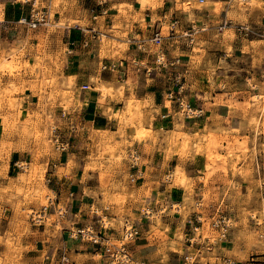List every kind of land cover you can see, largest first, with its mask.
<instances>
[{"label":"crops","instance_id":"0c3cea01","mask_svg":"<svg viewBox=\"0 0 264 264\" xmlns=\"http://www.w3.org/2000/svg\"><path fill=\"white\" fill-rule=\"evenodd\" d=\"M44 1L47 2L45 7L52 14L53 0ZM85 1L63 0L55 17V22L60 23L64 19L80 20L79 13L82 12ZM104 1L105 6L101 7L98 19L105 17L103 27L112 31L116 22L114 18L119 16V11L115 7L116 2ZM127 1L132 3L133 8V12L128 18L129 24L123 29L114 31V34L107 35L110 40L125 46L120 50L118 57H107L101 60L100 51L97 45L93 44L94 42L87 49L81 47L84 38L88 37V35H83L82 31L89 28L100 33L101 24L99 20L95 23L92 22V26L87 28L77 24H67L63 27L59 25L57 30L60 38L52 42L49 40L45 42V55L49 48L53 51V63L50 72L51 76L56 78L55 87L57 91L67 92L70 81L77 87L76 92L72 96L70 95L72 105L69 115L73 123L64 121V130H66L71 144L70 149L67 154H64L61 162H54L52 158L49 159L48 175L52 178V190L58 196L56 205L59 206L62 200L65 201L66 198L70 197L72 201L67 206L72 218L67 222L71 226L77 227H83L88 222V211L85 207L94 202L95 197L92 194L97 188H100V174L92 171L85 173L84 171L85 158L88 157L93 146L88 136L94 128L97 129L95 131L113 134L115 135L113 136L114 141L124 146L127 143H132L134 149L141 156V165L137 169L130 170V177L136 172L141 173L138 180L134 183L130 180L132 184H129L130 189H135L137 195L134 199L128 197L126 204L122 207L127 218L140 231V237L131 245L134 257L146 264H183V257L193 255L197 259L195 264H219L218 259L213 263L207 262L202 253L207 251L210 254L216 250L215 247L209 252L204 240H202L201 248L191 246L188 243L189 237L195 232L194 229L203 228V225L197 224V219L202 217L199 213L164 216L162 222L157 223L144 213L141 205L146 204L148 198L141 194H143L142 191H149L152 209L157 210L162 208L166 201L171 198L177 201L182 200L183 204L184 196L192 193L195 198L203 202L202 197L207 191L212 194L219 193L230 173H224V170L220 168V163L217 165V169L214 166V170L210 174L208 173L209 159L206 138H208L209 132L221 135V130L230 132L232 129H237L239 133L233 135L239 137L240 141L243 137L250 139L249 154L252 153L253 137L246 126L243 113L240 111L246 94L236 84L242 81L246 75L255 73L256 68L263 63V60L259 58L261 51L259 42L262 41L261 37L264 35V15L262 16V25L256 23L257 25L252 26L249 32H245L241 36L237 33L235 39L227 41L226 44L233 50V53L228 55L223 49L222 42L211 41L212 34L216 31L213 25L227 21L228 6L227 11L224 12L223 9L225 7L226 10V5H221L222 0H211V6L207 12L194 15L196 19L188 21L189 24L207 29L199 36V50L203 52L198 64L199 67L197 66L191 73L189 68L192 63L193 51L183 47L178 53L171 45L174 39L164 40L163 44L169 58H176L181 55L183 65L180 70L183 73L182 82L186 89V99L194 107L200 109L199 114L203 112V115L198 119L174 122L172 106L165 97L167 91L172 88L171 78L169 75L157 71L152 74L146 73V69H154L157 49H151L147 52L138 50V44L149 43L148 41L157 26L156 22L169 13L160 9L153 10L149 6L144 8L138 0ZM166 5L168 7L169 3ZM219 8H221L220 12H218ZM168 10L169 8H166L165 11ZM28 13V8L16 5L14 0H0V44L5 46L2 49L7 50L8 54L13 51L21 54L24 51L23 57L19 58L20 61L24 63L28 61L32 66L35 55L31 51L39 45V42L32 41L30 35L35 34L18 22ZM225 13L226 16H224ZM226 29L231 30L232 28ZM223 31L219 34L223 35ZM237 32H239V28H237ZM125 33L127 37H123V39L114 37L115 34ZM176 53L179 56H176ZM58 56L65 61L60 59L58 63L56 59ZM133 61L138 62L141 67H136ZM224 61L231 67H225ZM100 62H103V65L115 63L119 66L117 70L99 73ZM43 73L45 77V71ZM98 77H100L99 85L105 83L118 94L117 102H112L114 113L118 111L125 113L127 102H133V109L141 104V109L133 112L135 118H139L141 114V123L144 129L151 132L149 137L143 138L141 141L135 140L136 130L139 129V120L135 122V126L130 125L124 128L120 126L119 121L109 120V105L102 100L99 89L89 85L91 78ZM220 84L223 85L222 88ZM84 87H88V89H84ZM18 97L23 99L19 110L12 111L7 107V111H0V194L3 192L1 191L2 187L9 186L12 181L16 184L19 174L22 173L19 163L31 161L33 141L27 135V131L33 121L31 114H33L32 109L37 100L33 93L28 90ZM59 111L57 107L52 110L47 108L46 113L47 115L50 112L56 114ZM5 115H7V124L4 123ZM59 115L61 114L59 113ZM183 136H187L188 139L186 140H189L188 149L185 152L182 150L183 138H185ZM263 142L264 139H261L260 144ZM198 147L201 149L198 150ZM69 154L76 158L75 161H78L79 167L75 164L72 168L67 169ZM221 154L227 157V152L222 151ZM235 154L243 157L241 152ZM263 154L264 151L260 148L259 155L262 158H264ZM179 167L183 170L180 180L185 178L187 181L185 186H175L174 178L166 179L170 178L173 173L175 174ZM208 174L210 179L206 184L201 182L200 180L205 179ZM85 175V185L81 186V180ZM123 177V174L118 173L116 178L123 179ZM119 187V185L112 186L110 184L107 188L109 193H114ZM86 188L89 189V193L85 190ZM248 189V184L243 182L236 188V192L247 196ZM216 207L215 198H212L211 203L204 206V213L202 214L204 217H211ZM252 207L251 203L247 205V209H252ZM253 209L255 210V208ZM257 211L258 216L254 224L259 227L257 228L259 231L263 230L264 232V222L261 224L262 226L257 224L260 214H264V212L259 207ZM11 218L12 207L10 204L0 202V260L2 264H5L7 255L2 256L1 240L7 236V226L10 225ZM119 219L118 215L113 216L115 227L119 226ZM236 221H238L237 228L229 234L228 239L219 249L220 257H229L232 254L234 256L235 253H239L244 257V260L237 262V264H264V241H257L255 238L246 239L238 234L240 222L239 220ZM249 222L252 224L253 220L249 219ZM15 224L17 227L18 224ZM98 228L101 234L113 240L121 238L120 230ZM18 229L19 232H15L13 237L16 240L15 243L19 241L21 245L19 258L28 264H35L34 261L42 256L43 248L33 235H22L20 234L22 229ZM65 243L64 254L72 261L95 257L89 251L90 248L94 250L91 245L86 248L83 246V250H81L78 249L79 245L73 242L71 244L72 251H70L67 247L68 242ZM29 246L30 249H28ZM34 246L36 248H33ZM97 255L103 259L101 253Z\"/></svg>","mask_w":264,"mask_h":264},{"label":"rangeland","instance_id":"374dc122","mask_svg":"<svg viewBox=\"0 0 264 264\" xmlns=\"http://www.w3.org/2000/svg\"><path fill=\"white\" fill-rule=\"evenodd\" d=\"M109 1L116 2L115 7L119 11V16L114 18L116 22L114 23L115 28L112 31L104 29L103 25L106 20L105 17L101 19L97 18L96 21L92 20L93 14L91 13V10H94L96 12L95 14L99 16L101 7L105 4L104 0H86L82 12L79 13L80 20L72 21L70 19H64L60 23L55 22V17L58 14L60 4L63 0H53V27L48 31L49 33L46 32L44 28L31 30V33L35 35H30V39L39 42V45L31 51L35 55L34 64L32 66L28 61L26 63L20 61L21 59L19 58L23 57L25 53L24 51L21 52V54H18L17 51L8 54L7 50L2 49V47L5 46L0 44V111H7V107L12 111L19 110L23 99H19L18 96L24 94L26 90L31 91L37 100L36 105H34V108L32 109L33 114H31V119H33V121L31 122V127L27 131V135L30 136L31 141H33L31 148V161H28V163H19L20 172L22 173L19 174L16 184L12 181L9 186L2 187L1 191L3 192L0 194V202L9 203L12 207V218L10 220V225L7 226V236L5 239L1 240L2 256L7 255L5 264H28L27 262L20 260L19 255L21 245L19 241L15 243L16 240L13 237L15 232H19L18 228L22 229L20 233L22 235H33L43 248V254L40 258L34 261L35 264H104L103 259L97 255L99 252L92 250V248H90L89 251L93 253L95 257H89L87 260L77 261H72L70 259L69 263L63 262V256L66 249L65 242H68L67 247L70 251H72L71 244L73 242L77 243L79 245L78 249L81 250H83V246L86 248L90 245L87 242H81L80 239L75 240L72 238L70 231L75 232L82 227L71 226L67 222V220L72 218L71 213L62 218L61 222H58L56 216L53 215L55 213L53 208L51 213H48L46 221L41 225L32 222L30 214L32 213V210L40 211L43 206H47L51 195L57 197V194L52 190V183L48 186L45 181V177L49 174V159L52 158L54 162H61L64 158V154H67L69 150L65 153H61L56 151L54 146L49 143L46 119L49 116L50 123L57 125L61 130L62 137L65 140H69V136L66 134V130H64V121H66V123H73L71 116L69 115V110L72 105L71 96L77 90L76 85L70 81L67 92L57 91L55 87L56 78L52 77L50 72V67L53 63V51L49 48L45 55V42L47 40L52 42L53 40L60 38L57 30L59 25L60 27H63L67 24H77L87 28L92 26V22L95 23L99 20L101 30L100 33H98L97 40L94 41L93 44L97 45L100 51V59L118 57L120 50L125 46L119 42L110 40L109 37L107 38V35L114 34V31H117V29L120 30L127 27L129 24L128 18L130 13L133 12V8L132 3L127 0ZM138 1L144 8L149 6L153 10L160 9L169 13L160 18L158 22H156L157 25L160 21H167L168 23L169 20L176 17L181 20L184 27L191 25L188 21L195 20L196 18H194V15L207 12L211 6V0H203V2H201V0ZM166 1H169L167 2L169 3L168 7ZM41 5L44 7L47 5V2L42 0ZM221 5H226V10L225 7L223 9L224 12L227 11L228 6L229 16L227 21L215 23L213 25L216 31L212 34L211 41L222 42L224 45V51L228 53V55H231L233 50L226 43L227 41L229 42L235 39L237 33L239 35L237 28L249 27L252 29V26L257 25L256 23L262 25L264 0H222ZM166 8H169V10L165 11ZM220 9L221 8L218 9V12H220ZM224 16H226V13ZM225 23L228 24L225 25ZM219 28H224L223 35L219 34L222 33L219 31ZM226 28L232 29L227 30ZM115 35L116 36L114 37L117 39L127 37L126 33ZM163 35L165 37L168 36L167 27L163 29ZM199 36L200 34L197 35L196 41L192 46L183 37L166 38L174 39L171 42V45L178 53L183 47L190 48L193 51V55L191 56L192 63L189 68L190 73L197 68L201 61V53H203L199 50ZM152 37L149 39V43H145L144 45L138 44V50L147 52L151 49H157L151 42ZM261 39L262 41L259 42L261 44L259 58L263 60V63H260L261 65L256 68L255 73L253 72L252 74L246 75L242 81H239L236 84V86L246 94V99L244 100L240 111H242L246 126L253 137L252 153L249 154V146L251 145L250 139L243 137L240 141L239 137L233 135L239 133V130L237 129H232L230 132L221 130V135L209 132L208 138H206L209 159L207 167L208 173L210 174L214 170V166H216L215 168L217 169L219 163L220 168L224 170V173H230V176L225 179V184L219 193L212 194L207 191L202 197V199H204L203 202H200L198 198H195L192 193L184 196L183 204L181 202L182 200L177 201L171 198L166 201L162 208L157 210L152 209L153 207L151 206L152 202L149 191H142L143 194H141L148 198V202L141 205L144 213L157 223H161L164 216L178 214L184 215L186 213L190 214L195 212L199 213V215L202 216L200 219L203 221V224L199 226L203 225V228L192 233L189 239L193 235H195L196 238L201 236L207 248H209L210 245H213L216 248V250L210 254L207 251L202 252L207 262L209 261L211 263L217 261V259L218 261L220 260L221 253L219 249H221V245L224 244L218 241V233L210 227L211 218L214 216L224 215L226 217L230 225V233L237 228L238 221L236 220H239L240 229L238 234H241L246 239L255 238L257 241H264V235H261L263 230L259 231V229H257L259 227L254 224L256 222V217L258 216L257 208L259 207L261 211L264 212V158L259 155L260 148L264 151V142L260 144V140L264 139V78L261 77V73L264 70V35ZM175 55L179 56L177 53ZM59 56L56 57L58 63L60 59H62L59 58ZM62 61L65 60L62 59ZM114 64L103 65V62H100L99 73L114 71L110 69ZM105 66H107L109 70H104L103 67ZM224 66L231 67L228 66L225 61ZM115 70H117V68ZM43 71H45V77ZM179 71H181L180 68ZM99 78L100 77L91 78L89 85L95 86L99 89L103 98L102 100L109 105V120L119 121L122 128L130 125L135 126V122L139 120L140 124L139 129L136 130L135 140L141 141L143 138L149 137L151 132L144 129L143 124L141 123V114L139 115V118H135L133 112L134 110L139 111L141 109V104L133 109V102H125V113L120 111L114 113L112 102H117L116 97H118V94L113 91L111 86H108L105 83H100L101 85H99ZM249 78H251V80H249ZM220 85L222 88L223 85ZM56 107L60 110L59 112L56 114L50 112L49 115H47V108L52 110ZM62 111L67 112L69 115L65 120L59 115ZM172 111L174 122L185 121V118L179 112L175 109ZM6 117L7 115H5L4 118L5 124H7ZM95 130L97 129H92L91 134L88 136V139L93 143V146L88 157L85 158L86 165L84 171L85 173L92 171L100 174V188H97L92 194L95 197V200H93L94 202L85 207L88 211V222L84 224L83 228L97 234L99 233L98 227H101L103 224L106 228H115L121 231L125 222L132 224V221L127 218L122 207L126 204L128 197L134 199L137 195L135 189H130L129 187V184H132L130 182L132 163L129 157L135 152V149L132 143H127V145L124 146L121 143L114 141L113 136L115 135ZM183 139L182 150L185 152L188 149L189 140H186L188 139L187 136ZM197 149L200 150L201 148L198 147ZM222 151L227 152V157L221 154ZM236 152H241L243 157L236 155ZM68 156L69 162L67 164V169L72 168L75 164L79 167L78 161H75L76 158L72 155L70 156V154ZM139 165H141V158ZM118 173L124 175L123 179L116 178ZM209 174L205 179L200 181L206 184L210 179ZM181 175H183V170L179 167L175 174L173 173L170 178L166 179L170 180L171 178H174L175 186H185L187 181L185 178L180 180ZM85 179L86 175L83 176L81 180V186L85 185ZM121 180L123 181L121 182ZM243 182H246L249 187L247 196H243L236 192V188ZM110 184L112 186L119 185L120 187L114 193H109L107 187ZM85 190L89 193L88 188ZM120 190L122 191L121 193ZM87 196L89 195L87 194ZM212 198H215V202L217 203L216 210L214 211L213 216L204 217L202 214L204 213L203 208L211 203ZM66 200H62V203L59 205L61 214L67 209L68 203H71L72 201L70 197L66 198ZM250 203L253 207L252 209H247V205ZM96 207H109L110 210L107 213L102 214L99 218L93 214V209ZM253 208H255V210ZM115 215L120 217L118 227H115V221L113 220V216ZM263 215L264 214H260V219L258 218L259 220L257 222L258 225L263 224ZM249 219L253 220L252 224H250ZM15 223L18 224L17 227ZM261 236H263V238H261ZM66 239L68 240L65 241ZM35 246L33 248H36ZM28 249H30V246ZM191 256L193 259H191L190 263L186 262L183 257V264H195L197 259L195 256ZM228 258L236 262L244 260V257L239 253H235L234 256L232 254ZM0 264H2L1 260Z\"/></svg>","mask_w":264,"mask_h":264},{"label":"built area","instance_id":"2783aa9c","mask_svg":"<svg viewBox=\"0 0 264 264\" xmlns=\"http://www.w3.org/2000/svg\"><path fill=\"white\" fill-rule=\"evenodd\" d=\"M42 0H14L16 5H19L24 8L29 9V13L27 16L22 17L18 22L20 25L27 27L30 30H37L39 28H44L45 31L50 30L53 27L52 24V14L48 8L45 6L42 7L41 5ZM203 2V0H201ZM93 14L92 20L96 21L98 16L95 14L94 10H91ZM228 23H225L227 25ZM167 27L168 38L170 37H183L185 38L188 43L192 46L196 41V37L198 34L206 31V27H197L195 24H191L190 27H184L182 25L181 20L178 18H173L167 21H160L159 24L156 26L153 37L151 42L157 48L155 52V59H154V69H146V73L152 74L153 72H159L161 74H167L171 78L172 88L167 91L165 97L168 103H170L177 112H179L185 120H193L198 119L203 115L202 113H198L196 107L192 105V103L186 99V89L184 88L183 84V73L179 71V68L183 65L182 58H169L167 54V50L163 44L164 40L167 38L163 35V29ZM224 28H219V31L222 32ZM249 27H241L239 28V35L245 34V32H249ZM99 32L93 29H86L82 31L83 35H88L87 38H84V41L81 43V47L83 49H87L90 47L91 43L97 40ZM139 48V47H138ZM133 64L136 67H141L138 62L133 61ZM119 64H114L110 67V69L115 70L118 69ZM104 70H109L107 66L103 67ZM261 77L264 78V70L261 73ZM251 80V78H249ZM84 89H88V87H84ZM68 113L65 111L61 112V118L67 119ZM46 128L49 133V143L52 144L56 151L61 153H65L70 148V141L65 140L62 137V133L60 132V128L50 123L49 116L47 117ZM130 161L132 163V170L137 169L140 162V154L138 151L130 155ZM141 176V173L136 172L132 174L130 180L134 183L138 180V177ZM46 185L50 186L52 183V178L47 175L45 177ZM58 202V196L53 197L50 196L48 200V205L43 206L40 211L32 210L30 214V218L32 222L35 224L41 225L47 219L48 213H51L52 209L54 208L55 213L53 214L56 216L57 221L61 222L62 218L68 216L70 214L69 209L67 207L63 213H60L59 206L56 205ZM110 210L109 207H96L93 209V214L96 217H101L102 214L107 213ZM197 224H203V221L199 218L197 219ZM105 230L107 229L102 224L101 226ZM210 227L218 233V241L221 243H225L229 237L230 233V225L224 215L214 216L211 218ZM198 228H195L194 231H197ZM72 234V238L77 240L80 239L81 242L89 243L93 248L94 251L99 252L103 255L104 264H146L144 261H138L134 257L133 250L131 245L140 237V231L134 224L125 222L123 229L121 230V238L119 240H113L100 232L95 234L92 231L81 228L77 229V231H70ZM263 238V236H261ZM203 238L199 236L196 238L193 235L189 239V243L191 246H202ZM213 245H210L208 251L211 252ZM193 257L191 255H187L184 260L190 263ZM69 257L64 254L63 262L69 263ZM237 264L236 261L229 259L228 257H220L219 264ZM193 263V262H192Z\"/></svg>","mask_w":264,"mask_h":264},{"label":"clouds","instance_id":"9594fccd","mask_svg":"<svg viewBox=\"0 0 264 264\" xmlns=\"http://www.w3.org/2000/svg\"><path fill=\"white\" fill-rule=\"evenodd\" d=\"M261 235H264V232H262ZM229 264H231V262H229Z\"/></svg>","mask_w":264,"mask_h":264},{"label":"bare ground","instance_id":"6f19581e","mask_svg":"<svg viewBox=\"0 0 264 264\" xmlns=\"http://www.w3.org/2000/svg\"><path fill=\"white\" fill-rule=\"evenodd\" d=\"M199 113V112H198ZM140 134V133H139ZM144 135V134H143Z\"/></svg>","mask_w":264,"mask_h":264}]
</instances>
